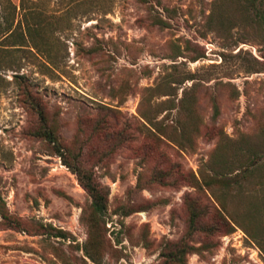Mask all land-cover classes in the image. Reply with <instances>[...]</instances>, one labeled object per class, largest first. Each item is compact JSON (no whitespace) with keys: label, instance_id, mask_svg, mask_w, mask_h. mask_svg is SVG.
<instances>
[{"label":"rangeland","instance_id":"374dc122","mask_svg":"<svg viewBox=\"0 0 264 264\" xmlns=\"http://www.w3.org/2000/svg\"><path fill=\"white\" fill-rule=\"evenodd\" d=\"M5 30L0 264H264V0H0ZM71 166L108 192L96 229Z\"/></svg>","mask_w":264,"mask_h":264},{"label":"trees","instance_id":"16d2710c","mask_svg":"<svg viewBox=\"0 0 264 264\" xmlns=\"http://www.w3.org/2000/svg\"><path fill=\"white\" fill-rule=\"evenodd\" d=\"M13 31L11 32L10 30L8 31H0V41L8 38ZM16 78L21 79L22 76L16 74ZM31 93V91H29ZM46 119L44 118V123L41 129L39 130L40 135H44L47 138L50 139L51 142H58V138L56 135L55 130L48 126V124L45 121ZM57 153H59L63 158H65V153L62 151V147L58 146L57 147ZM66 164L70 166L71 164L69 161L66 160ZM74 168L76 173L79 176V179L84 186V188L88 191L92 198V228L96 229L97 225L99 223V220L103 218V216L106 213V210L108 208V192L106 191L105 187H103L99 182H97L94 177L90 174H88L87 171H85L81 167L77 166H71ZM259 167V160L253 159L251 160L248 164H246L243 169H241L240 172L236 173L235 175L227 178H221L217 175H212L210 176V187L213 184H218L222 186V188L225 190L224 192H229L231 189L236 187H241L242 183L244 180H248L254 173V171ZM227 189V190H226ZM224 192L220 195L216 194L217 201L219 204V207L214 205L215 210L221 217H223V220L229 225L230 231L234 230L233 224H231V221L227 218V216L223 213L229 212L228 206L225 202V198L223 199L222 197L224 196ZM1 198V195H0ZM4 218L8 221H11L12 223H18L11 215H9L7 212H2ZM202 215V211L198 209H193L191 218H190V225H189V230L187 232V235L189 234L190 237L200 229V217ZM233 220V218H230ZM213 226H210V231L213 229ZM59 233H64V232H59ZM64 234H57L56 236H61ZM262 248L264 250V245L261 243ZM197 249V246L191 245L188 241L182 240L181 242L173 244L171 247L168 248V250H165L163 252L164 256V264H186L188 255ZM90 257L97 261V258L93 255L90 254Z\"/></svg>","mask_w":264,"mask_h":264}]
</instances>
